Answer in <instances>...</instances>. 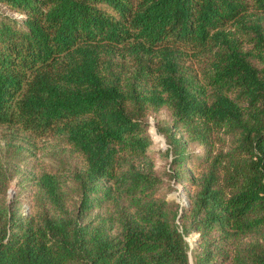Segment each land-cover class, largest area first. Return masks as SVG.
I'll use <instances>...</instances> for the list:
<instances>
[{"label":"trees","instance_id":"trees-1","mask_svg":"<svg viewBox=\"0 0 264 264\" xmlns=\"http://www.w3.org/2000/svg\"><path fill=\"white\" fill-rule=\"evenodd\" d=\"M0 136L80 158L76 199L44 168L27 213L0 193V264H189L190 233L193 264H264V0H0Z\"/></svg>","mask_w":264,"mask_h":264},{"label":"rangeland","instance_id":"rangeland-1","mask_svg":"<svg viewBox=\"0 0 264 264\" xmlns=\"http://www.w3.org/2000/svg\"><path fill=\"white\" fill-rule=\"evenodd\" d=\"M13 15L17 16L18 14ZM146 119L149 124L148 132L154 140L150 147L155 159L154 168L157 170L167 169L170 156H166L163 152L167 147L163 130L170 125L168 112L166 109H161L148 114ZM35 144V148L17 150L20 153L14 148V153L0 155L2 167L7 168V174H9L7 185L0 186V193H5L7 201L13 199L16 208L23 213H27L30 208L35 207L38 203L36 198L38 189L34 185V176L43 168L51 169L60 174L64 182L66 195L69 198L76 199V184L68 178V175L70 171L80 166V158L68 150L57 138L36 139ZM4 148L5 143L0 136V154ZM190 148L196 153L202 152L201 146L193 145ZM165 180L168 181V178H165ZM170 186L172 189L165 193L164 199L185 205L187 197L183 185L170 180ZM197 236V233H190L185 236L189 244V264L192 262V248Z\"/></svg>","mask_w":264,"mask_h":264},{"label":"water","instance_id":"water-1","mask_svg":"<svg viewBox=\"0 0 264 264\" xmlns=\"http://www.w3.org/2000/svg\"><path fill=\"white\" fill-rule=\"evenodd\" d=\"M190 262H191V260H190ZM191 264H193V263L191 262Z\"/></svg>","mask_w":264,"mask_h":264}]
</instances>
